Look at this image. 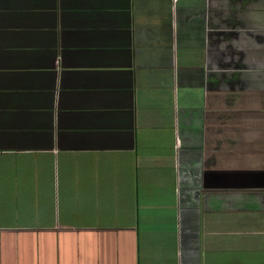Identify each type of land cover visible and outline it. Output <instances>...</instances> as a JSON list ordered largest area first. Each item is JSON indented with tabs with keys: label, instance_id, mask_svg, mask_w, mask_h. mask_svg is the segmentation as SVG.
Segmentation results:
<instances>
[{
	"label": "crops",
	"instance_id": "1",
	"mask_svg": "<svg viewBox=\"0 0 264 264\" xmlns=\"http://www.w3.org/2000/svg\"><path fill=\"white\" fill-rule=\"evenodd\" d=\"M0 264H264V0H0Z\"/></svg>",
	"mask_w": 264,
	"mask_h": 264
}]
</instances>
